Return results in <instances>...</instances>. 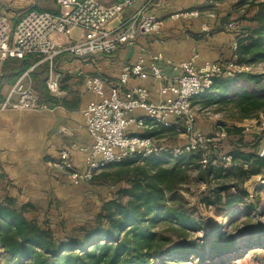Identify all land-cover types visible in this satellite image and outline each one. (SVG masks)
<instances>
[{
  "label": "trees",
  "instance_id": "trees-1",
  "mask_svg": "<svg viewBox=\"0 0 264 264\" xmlns=\"http://www.w3.org/2000/svg\"><path fill=\"white\" fill-rule=\"evenodd\" d=\"M256 2V6H264V1ZM238 17L257 21L258 26L239 29L236 63L251 65L264 60V17L245 18V14ZM33 62L28 56L7 59L2 74L13 81ZM44 76V65L30 72L38 99L51 108L59 101L48 95ZM263 77V74L245 72L215 76L210 86L195 98H202L203 104L230 102L238 119L251 118L253 113L264 109V93L247 90L244 86L230 91V87L240 78L256 87ZM212 93L216 98H207ZM229 93L232 97H228ZM224 131L227 135H238L235 145L227 152L230 156L228 166L220 160L217 149L208 152L214 161L205 164L200 162L201 152L172 159L131 156L119 163L107 164L93 178L111 182L122 180L124 186L117 190L116 199L102 204L95 224L81 226L77 235L65 238H56L48 226L31 214V204L17 202L0 186V264H153L154 260L160 264H180V260L190 256L196 257L198 264L204 262V250H197L198 244L193 240H175L174 231L186 235V231L194 230V224L190 217L167 206L165 197L166 193L181 189L193 180L207 186L214 184L209 195L203 198L206 205L227 208L244 201L246 192L239 186L251 176L264 173V153L257 152V142L251 147L244 141L241 127L224 128ZM2 178L0 173V181ZM228 179L232 181L228 183ZM235 188L238 194L233 193ZM159 220L167 222L164 230L152 228ZM259 231L264 235L263 226ZM207 241L211 257L235 249L232 239L208 238Z\"/></svg>",
  "mask_w": 264,
  "mask_h": 264
},
{
  "label": "built area",
  "instance_id": "built-area-1",
  "mask_svg": "<svg viewBox=\"0 0 264 264\" xmlns=\"http://www.w3.org/2000/svg\"><path fill=\"white\" fill-rule=\"evenodd\" d=\"M135 1L103 3L100 0H54L57 11L28 8L15 22H10L0 12V62L26 56L34 59L0 101V110L48 108L34 93L30 72L43 64L46 91L52 97L57 96L62 75L55 67L54 58L62 53L87 59L99 54H111L119 44L133 43L138 33L157 34L160 28L158 18L145 13L152 0H146L127 20L110 25ZM232 25L230 21L226 26L231 28ZM73 29L80 32L76 40L71 39ZM236 49L237 38L231 43L232 58L224 64L205 62L196 67L195 54L178 64L166 62L174 72L172 76H166L162 71L161 54H153L149 59L148 71L142 59L127 64L118 77L117 85L111 86L108 91L102 77H85L86 89L96 97L82 110L83 125L91 138L83 167L73 162L66 148L59 150L58 160L52 166L65 171L72 184L78 186L90 181L107 164L119 163L131 156H139L140 159L164 156L172 159L182 154L196 155L201 152V163L214 161L213 156L208 154L217 149L213 140L194 130L195 112L191 100L210 86L213 77L232 76L250 68L251 65L236 63ZM148 75L162 82L158 92L163 98L159 102L150 101L148 89L144 86H133L122 96L119 95V87L126 84L130 76L145 78ZM137 110L142 113L136 114ZM158 125L172 127L184 134L185 142L170 145L163 139L128 131L130 127L141 129ZM220 160L229 162L230 156L220 157Z\"/></svg>",
  "mask_w": 264,
  "mask_h": 264
},
{
  "label": "crops",
  "instance_id": "crops-1",
  "mask_svg": "<svg viewBox=\"0 0 264 264\" xmlns=\"http://www.w3.org/2000/svg\"><path fill=\"white\" fill-rule=\"evenodd\" d=\"M3 1L0 0V6L4 4ZM100 1L109 3L113 0ZM145 2L141 0L136 6L127 8L110 25L127 20ZM34 6L37 5L29 8ZM231 6L230 0H152L145 13L158 18L160 28L157 34L138 33L133 43L119 44L111 54H99L87 59L75 58L66 53L56 56L55 67L62 75L60 93L55 96L59 101L56 106L42 110H0V173L3 175L0 186L19 203L52 196L63 201L72 191L81 189L84 183L73 185L66 172L53 167L52 163L58 160L59 150L66 148L73 162L83 167L91 138L83 125L82 110L96 97L86 89L84 78L90 75L102 77L105 90L108 91L111 86L117 85L125 65L142 59L148 71L149 59L157 53L162 56L161 68L166 76L174 74L166 62L178 64L194 54L196 67L205 62L227 63L232 58L231 43L240 34L239 25L231 21ZM4 8L1 7L0 12L10 22H15L20 14L14 16V12ZM39 8L58 10L55 3L50 7ZM174 14L178 16L172 17ZM230 21L233 23L231 28L226 26ZM79 35L78 30L77 38ZM3 64L0 62V101L18 78L12 81L2 74ZM161 84V81L150 75L145 78L130 76L118 91L122 96L133 86H144L148 89L150 101L157 103L163 98L158 92ZM140 113L136 111V114ZM128 131L157 139L164 137L155 136L158 131L166 136L176 134L172 127L163 128L159 125L141 129L130 127ZM168 138L163 139L168 144L181 143L178 139L175 141L174 137H170L169 141Z\"/></svg>",
  "mask_w": 264,
  "mask_h": 264
},
{
  "label": "rangeland",
  "instance_id": "rangeland-1",
  "mask_svg": "<svg viewBox=\"0 0 264 264\" xmlns=\"http://www.w3.org/2000/svg\"><path fill=\"white\" fill-rule=\"evenodd\" d=\"M136 0L133 6L140 3ZM232 1L231 21L243 27L255 28L257 21L247 19H238V16L245 14V18L257 15L264 17V6H256V1L264 0H230ZM1 7L4 10L14 12V16L22 14L29 7L40 10V7H50L54 5V0H4ZM132 6V7H133ZM8 7V9H7ZM78 30L73 29L71 38L76 40ZM57 57L54 58L56 60ZM43 65V64H41ZM245 73L263 74L264 60L251 64ZM244 86L247 90L264 93V77L256 87L248 85L242 78L236 81V85L230 87V91ZM229 91V92H230ZM212 93L210 99L216 98ZM228 97H232L229 93ZM202 98H192L191 105L195 112L194 130L200 132L206 138H211L213 144L217 147V154L225 157L227 152L235 145L238 135H227L224 128L233 126L243 129L241 135L245 142L253 147L257 142V152L264 153V109L252 114L251 118L238 119L234 114V109L230 102H210L203 104ZM223 133V135H221ZM155 136L170 137L178 139L182 145L185 142V136L182 133L169 134L166 136L162 131L156 132ZM176 136V137H175ZM173 145V144H170ZM248 146V148H251ZM253 149V148H251ZM226 162V160H225ZM228 161L225 166H228ZM228 179L227 182H231ZM124 186L122 180L111 182L102 178H92L84 183L81 189H76L68 194L63 201L57 197L36 198L32 202H26L32 205L31 214L39 221L49 227L56 238H65L68 235H77L81 226H90L95 224V217L102 207V204L108 200L117 198V190ZM202 182L191 180L182 185L181 189L166 193V205L171 206L177 213L185 214L193 220L194 230L186 231V235L176 230L174 233L179 237L175 240H193L197 250H204L205 261L199 264H264V235L260 233V228L264 227V173L251 176L239 186L246 193L244 201L234 203L224 208L220 205H206L203 198L209 195L210 187ZM235 188L233 193L238 194ZM232 192V191H231ZM212 200V199H211ZM22 203V202H21ZM166 221L159 220L152 224L155 230H164ZM171 230V229H169ZM178 231V232H177ZM77 232V233H76ZM169 232V231H166ZM208 238L212 239H232L235 249L211 257V247ZM260 239V241H258ZM205 244V245H204ZM168 260H166L167 262ZM180 264H198L196 257L182 259ZM153 264H160L154 260Z\"/></svg>",
  "mask_w": 264,
  "mask_h": 264
}]
</instances>
